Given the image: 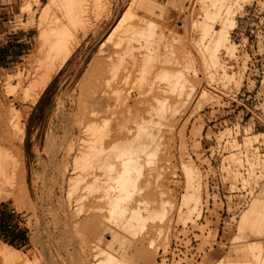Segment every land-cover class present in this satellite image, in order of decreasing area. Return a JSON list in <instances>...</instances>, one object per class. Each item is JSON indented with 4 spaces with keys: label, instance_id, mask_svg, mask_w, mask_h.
I'll return each instance as SVG.
<instances>
[{
    "label": "rangeland",
    "instance_id": "374dc122",
    "mask_svg": "<svg viewBox=\"0 0 264 264\" xmlns=\"http://www.w3.org/2000/svg\"><path fill=\"white\" fill-rule=\"evenodd\" d=\"M142 1L53 0L46 18L42 12L49 0H0V7H9L1 10L4 14H0L3 27L0 32V115L4 118L10 111L18 115L23 106L26 107L20 118L25 129L21 153L13 151L5 161L8 166L12 163V169L21 167L25 174L22 181L12 178L14 185L10 183L13 186L9 189L11 196L0 201V249L4 251L7 245L17 250L9 252L19 255L18 264H82L80 243L83 230L79 235L81 228L77 226L85 223L82 218L88 208L86 204L98 193H87L88 196L80 201L82 205L77 206V210H82L79 217L72 218L75 204L68 197L69 187L61 181L62 161L68 153L74 155V149L84 142L81 139L89 137L88 142H92L89 151H96L100 156L91 152L86 154L87 157L94 154L93 157L103 159V155L106 158L112 153L111 159L116 168L110 169L111 172L107 170L106 178L114 177L120 168V159L116 158L114 151L121 152L125 147L129 148L128 145L135 146L140 125H146L144 127L149 131L156 132L160 149L153 157L155 159H150L154 162L150 161L153 162L150 164L148 160L147 165V168H159L155 174L153 172V179L147 174L144 178L148 180L140 179L142 191L137 198L140 201L143 199L142 202L149 200L146 204L156 209L160 208L159 203L168 201L165 212L172 219H149L137 236L129 237L131 241L128 246L137 243L134 253L136 263L264 264V58L250 60L248 52L256 53L257 50L249 47L238 48L234 61L222 54V60L229 66L228 73L234 74L233 81L216 80L211 85L208 81L210 73H219L220 70L206 68L200 52L195 48L194 42L200 38V33L191 25L201 12L202 6L198 0H152L155 3L152 15L156 24L155 33L159 41L162 32L164 38L160 42L161 53L153 54L152 68V64L148 63L150 72L142 66L147 54L142 40H138L141 43L134 40L135 43L128 37L125 40L121 36H118L120 39L110 37L123 15L126 24L122 29L124 31L121 30L122 35L131 28L129 25L138 23V16L145 13ZM247 1L237 13V25H240L253 2L256 4L257 1L264 8V0ZM250 15L255 18L253 14ZM57 17L63 20L70 32L67 38L76 37L80 41L38 100L32 102V98L27 96L26 99V95L31 96L29 86H32V75L36 70L34 63L38 58L40 25L43 22L50 27ZM182 20L186 23L181 29ZM149 49L155 52L152 47ZM176 59L184 60L189 65L186 77L190 82L187 83L188 88L186 85L180 91L181 95H177L176 91L180 92L176 88L171 91V96L165 92L168 88L166 82L157 75L164 70L179 69ZM239 79L240 84L237 83ZM252 80L256 88L251 95L246 86L248 82L253 84ZM203 91L210 95L209 98L201 96ZM256 91H260V95L255 97ZM168 94L171 112L168 118H159L153 112L155 96L169 98ZM113 109L119 115H114ZM88 118L93 122L98 119L104 125L103 131L97 135L91 133V129L89 132L87 127L93 122ZM241 118L243 121L240 125L232 129L230 123L241 121ZM116 131L121 133L116 143L122 146L119 145L118 149L117 145L112 152H109L110 148L105 149L107 152L101 150L98 143L109 142ZM92 147L95 150H91ZM10 159L13 160L8 162ZM166 159L167 166L161 171V160ZM143 160L146 162V157ZM187 164H192L200 175L203 201L201 214H196L199 217L193 215L189 221L185 219L187 210L179 211L182 196L186 193L183 165ZM108 181L113 183L112 179ZM20 182V186L15 188ZM238 184H243V188L250 186L252 198L238 217L230 222L227 213H223V202L226 198L229 201L238 198L230 194ZM211 196L214 201L209 203ZM155 199H158V203ZM244 214L250 217L245 223L242 222ZM85 224L82 225L84 232L89 230ZM252 243L259 247V251L255 249L258 255L256 261L251 256L249 246ZM1 250L0 264H13L5 260Z\"/></svg>",
    "mask_w": 264,
    "mask_h": 264
},
{
    "label": "bare ground",
    "instance_id": "6f19581e",
    "mask_svg": "<svg viewBox=\"0 0 264 264\" xmlns=\"http://www.w3.org/2000/svg\"><path fill=\"white\" fill-rule=\"evenodd\" d=\"M245 1H247V0H198L200 5L202 6L201 12L198 15L199 18H197L196 20H193L192 25H191V28L199 31V33H200V38L194 42L195 46H196L195 48L200 52V55L202 57L201 59L203 60L202 62L205 63L204 66H206V68H209L211 70H216V71L220 70L221 71V72L219 71V73H212V74L210 73V76L208 77V81L211 85L215 84L216 80H224V79L230 80V79H232L230 81H233V78H234L233 75L234 74L230 75L228 73V67L229 66H227L228 65V64H226L227 62L222 60L221 55L223 54L225 57H227V59H230V60L235 59V57L237 55L236 54L237 46L231 39V33H232V29L236 28V26H237V23H238L237 13L239 10H241L243 8V3ZM52 3H53V0H49L48 5L43 8V12H42L43 17L47 18V16L49 15ZM153 3L154 2H152V0H143L141 2V4L143 5L144 12L145 13L150 12V13H148V14L144 13L142 16L139 15L140 17L138 16V23L135 26L128 24L129 26H131V28L127 29L126 34L124 32H123L124 33L123 35L121 34V32L124 31L122 29H123L124 25L126 24L125 19H123L125 15L122 16V18L118 22V25L113 29L112 33L110 34V37H111V35H112V37L121 36L124 38V40L126 39V37H128V39L132 40V41L142 40L144 42L143 45H145V48L147 49V54L144 56V59H143L144 63L142 64V66H144L145 69H149L148 63L152 64L151 61L153 58V54H156V53L159 54V51L161 49V46H160L161 43L160 42H162L161 40H162V37L164 36V33L161 31L162 33L160 35V41H159V37H158L157 33H155L156 24L152 20V17H153L152 15L155 12V8H154L155 3L154 4ZM140 7H141V5H140ZM28 9L30 10V8H28ZM28 9H27V11H29ZM64 15L65 14H63L62 16H64ZM241 15H242V13H241ZM180 23H181V25H180L181 29H182V27H185L184 25L186 22L184 23V21L182 20V21H180ZM183 31H186V29H183ZM69 33L70 32H69L68 28L65 27L63 20L61 18H58V17L54 21L53 25H51L50 27H46L43 24V22L40 25L38 58L36 59V61L34 63L36 70H34V75H32V77H33L32 86H29V87H31V89H29V90H31V94H30L31 96H29V94H27L26 99L28 96V98H30V97L32 98L31 99L32 102H34L35 100H38V98L40 97L42 92L46 89V87L48 86V84L50 83V81L52 80L54 75L61 69V67L65 64V62L69 59V57L73 53L75 47L77 46V44L79 43L80 40L77 39L76 37H72V36H71L72 39H68L67 37H69L68 36ZM110 37L108 36V38H110ZM108 38L106 40H108ZM116 41H118V40H116ZM114 42H115V40H114ZM119 42H120V40H119ZM119 42H116V43H119ZM135 43H137V42H135ZM139 43H141V42H139ZM102 44H105V43L103 42ZM117 46H119V45H117ZM148 47L149 48L152 47L155 50V52L152 49H149ZM100 48L103 49L101 46H100ZM116 48H120V47H116ZM101 49L99 50L100 53L102 52ZM167 50L168 49L166 47L165 51H167ZM160 53H161V51H160ZM185 53L186 52H184V56H185ZM154 57H155V55H154ZM167 58L169 59L171 57L167 56ZM164 59H165V57H164ZM184 59H185V57H184ZM170 61H172V60H170ZM173 62H174V60H173ZM175 62L177 65H179V69L172 70V71L170 69L164 70V71L160 70L161 72L158 75L156 74L157 78L166 82L168 88L166 87L167 89H166V91L165 90L164 91L166 93L169 92L171 96L173 95V94H171L172 90L179 88V92L180 91L182 92L184 90V87L187 85V83L190 82L186 77V74H187L186 71H188L186 69L189 68V67L187 68V66H189V65H186L185 64L186 61L180 60V59H176ZM153 65H154V63L150 67L152 68ZM106 68H108V67H106ZM145 69H144V71H145ZM191 70H192V68H191ZM148 71H150V69ZM145 73H147V70ZM197 73L199 74V72H197ZM24 79L25 78H23V80ZM237 83L240 84V79L238 80ZM29 85H31L30 81H29ZM187 88H188V85H187ZM193 88H196V87H193ZM206 91H203L201 94V96H203L204 98L210 96L207 93L208 91L207 92ZM29 92H27V93H29ZM181 92L178 93V91H176L177 95H181L182 94ZM102 95L104 96L103 93H102ZM190 95H191V93H190ZM190 95L188 97H190ZM97 96L95 95V97H97ZM168 96H169V94H168ZM192 96L193 95H191V97ZM100 97H102V96H100ZM159 97H161V96H158V97L155 96L156 103H155V107L153 106L154 107L153 112L159 118L160 117L165 118L168 116V113L170 114V112H171V111L169 112V110H170L169 101H171L170 96H169V98H159ZM179 97H181V96H179ZM171 99H173V98H171ZM94 100H95V98H94ZM97 101H95V106H96ZM173 101L174 100H172V102ZM29 102H31V101H29ZM100 105H101V102H100ZM93 110H94V108H93ZM114 110L115 109H113V111ZM25 111H26V107L23 106L22 112L18 115H15L16 113L14 114L11 111L8 113L6 112L7 114L5 115L4 118H2L0 115V117L2 118L0 120V201L6 200L9 196H11V193H10L11 191L9 189H11L13 187L10 184L13 182V181L11 182L12 178L16 177L18 179H21L20 181H22L23 180L22 177H24L23 174H25L22 171L21 167L17 166V168L12 169L13 167H10L12 165V163H9V166H8L5 162L7 158H10L9 156L12 155L11 153L13 151L21 153V149H22L21 144L24 141L25 129H24L23 124L20 121V118H22L21 116L24 114ZM96 113H95V115H96ZM113 114L117 116V115H119V112L114 111ZM155 114H154V116H155ZM94 116L92 115V117H94ZM154 116H152V117H154ZM89 118H91V117H89ZM89 118H88V120H89ZM167 120H169V119H167ZM89 121L93 122L92 119H90ZM98 121H99L98 119H97V121L94 120V122L91 125H89V127H87L88 125L86 126L87 130L89 131L91 129V131H92L91 133H93L94 135L99 134L104 129V125ZM86 124H87V122H86ZM144 126H146V125H143V126L140 125L141 128L139 127V131L137 132L138 134L135 138V139H137V144L135 146L132 145L130 147L129 145L127 146L125 144L129 148L126 149V147H125V149L124 150L122 149L121 152L114 151L115 152L114 155L116 156V158L120 159L119 160L120 168H119V170H117V174L114 177L106 178L107 170H110L113 167H115V163L111 159V158H113V154L111 153L109 155V157H106V158L103 155L102 156L103 159L101 157L99 159L97 156H96L97 158L93 157V155L96 153V151L95 152L89 151L90 150L89 147H90V145H92L91 144L92 142L91 143L88 142L89 137L85 138L83 140L81 139V142L82 141H84V142H82L78 148L74 149L75 150L74 155H72L71 153H68L66 157L62 156L65 158L62 161L63 164H62V167L60 170V175L62 178L61 181H63V183H66L67 186L69 187V188L67 187L68 193H69L68 197L71 199L70 202L73 203V205L75 204V210H74V212H72V214H73L72 218L79 217L82 210H79V209L77 210V206H79L80 204L82 205V203L80 201L82 199L84 200V198H86L88 196L87 193L95 192V191H97V193H98L97 196H94L90 200L91 201L90 203H88V204L84 203V205L86 204V208L88 207L87 209L85 208V206L83 207V209L85 208L86 210L84 209L85 213L83 212L84 217L82 218V221H84L86 223V224L85 223L84 224L89 227V230L87 229L88 231L84 232L85 229L82 228V225H84L83 223H81L82 225L77 226V227L81 228V230L78 229L79 235H80V232L83 230V232L81 234V236L83 235V240L80 243L81 250L83 252V256L80 255L83 257L82 258V264H139V263H136V260H135L136 257L134 258V253L136 252L135 247H136L137 243L134 242V243H132L131 246H128V244L131 241V239L129 237H135V235L138 233V231L145 228L146 221L149 219L152 220V218H154V220H155L156 217H158L161 221H163L165 219L167 220V218L172 219V217L170 216L171 218H169L168 214L165 212L166 206L169 205L168 201H165V200H164V202L162 201V203L158 204L160 208L156 209V207H152V206L146 204V203H148L149 200L146 202L145 201L146 199H144V202H142L143 199H142V201H140L137 198V195L140 194V192L142 191V188L139 185L140 179L144 178V176L146 174H147V177H149L150 179H153L152 178L153 172L155 174V171L158 170V168H159L158 166H157V168L156 167L155 168H152V167L147 168V165H149L150 161H153L150 159H152L154 156H156V153H158V150L160 149V139H159L158 135L155 134L156 132L154 133L152 129H151L152 131H149L150 129L149 128L147 129ZM149 127H150V125H149ZM119 131H121V129ZM119 131L115 132L114 136L111 137L112 139L109 142H106V141H108V140H106L107 139L106 138L105 142L104 141L102 143L100 142L101 144L98 143V145H100V147L102 148V149L101 148L100 149L106 151L110 148L109 150H111V151H109V152H112V150L116 149V146L118 145V143H116V141L119 140V138L121 137L120 134L122 133V131H121V133ZM89 132L87 133V135L89 134ZM151 132H153V133H151ZM104 134H106V133H104ZM104 134H102V135H104ZM82 135H84V134H82ZM102 135H101V138H102ZM127 135H129V134L127 133ZM98 142H99V140H98ZM134 142L136 143V140ZM73 143H75V142H73ZM73 143L71 145H74ZM130 143H128V144H130ZM131 144H133V141ZM119 145L117 147L118 149H119ZM236 145L234 144L233 146H236ZM95 146H97V145H95ZM120 146H122V145H120ZM98 147H97V149H98ZM93 148L95 150V147H92L91 150H93ZM9 149L11 151H9ZM104 151L103 152L100 151V152L103 154V153H105ZM164 151H166V150H164ZM91 152L94 154H92L90 158L87 157L88 155H86V154L91 153ZM97 154H98V156H100L99 153H96L95 155H97ZM21 156H22V154H21ZM11 157H13V156H11ZM145 157H146V162H145V160H143V159H145ZM153 159H155V158H153ZM167 159L163 160V161L161 160L160 170L162 169L164 171ZM12 160L10 159V160H8V162L12 161ZM148 160H149V163H148ZM18 161L20 162V160H18ZM17 163H16V165H17ZM152 163H150V164H152ZM13 164H14V162H13ZM183 167H184L185 177H186V181H187V186L185 189L186 193H184L182 196V201H181V204L179 206V211L187 210L185 219H186V221H189V219H191L193 215L199 217V215H196V214H201L202 209L200 206H201V204L203 205V201L201 199V196H202L201 195V192H202L201 187L202 186L200 183V179H201L200 175H199L198 171L195 169V167L192 164L191 165L190 164L183 165ZM160 170H159V172H160ZM110 172H111V170H110ZM108 179L109 180L112 179L113 183L111 181H110V183H108L109 182ZM144 179H147V178H144ZM13 180H16V179H13ZM14 183L16 184L15 181H14ZM17 183H18V181H17ZM20 184H21V182L19 183V185L17 184L18 186H16L15 188H18L20 186ZM9 185H10V187H9ZM163 187H165V185ZM23 188H24V186H23ZM19 190L21 192V189H19ZM145 190L146 189H144V191ZM158 195H159V193H158ZM13 196L15 197V195H12V197ZM145 198H147V197H145ZM157 198H158V196H157ZM82 202H84V201H82ZM156 203H158V201ZM156 203H155V205H156ZM143 204L144 205L146 204V205L144 206ZM141 205H142V207H141ZM72 209H74V208H72ZM81 215H83V214H81ZM240 219H242V218H240ZM248 219H250L248 214L247 215L244 214L242 222L245 223ZM76 222H78V221H76ZM169 222H171V221H169ZM169 222H167V224ZM247 224H248V222H247ZM74 227H76V226H74ZM106 237H109V238H106ZM253 243L250 244L249 247H250L251 253H252L251 256L253 257V259L256 258L255 259V261H256L258 255L256 256L255 253L257 251H259L257 249L259 247L257 246V244L255 245ZM1 251H2V255L4 256L6 261H8L9 263L18 264L19 255L18 254H11L9 252V251L18 252L17 250H15L13 247L6 245L5 250L4 251L1 250ZM79 258L80 257H78V259ZM263 262H264V260H263ZM263 262L260 261V263H263Z\"/></svg>",
    "mask_w": 264,
    "mask_h": 264
},
{
    "label": "built area",
    "instance_id": "2783aa9c",
    "mask_svg": "<svg viewBox=\"0 0 264 264\" xmlns=\"http://www.w3.org/2000/svg\"><path fill=\"white\" fill-rule=\"evenodd\" d=\"M255 2L256 4L253 2L248 7L246 15L243 17L240 25H237L236 28L232 29L231 39L238 46L237 49L241 47L247 49V47H249L257 50L256 53L250 51L248 52L250 60H261L264 58V8H262L257 1ZM250 14H253L252 16H255V18H251ZM252 82L254 85L248 82V85L246 86V90L251 95L254 93L256 88L255 81L252 80ZM257 95H260V91H256L255 97ZM242 121L243 118H241V121L236 120L231 122V128L235 129ZM251 191L252 189L250 186L247 185L243 188V184H238L237 189H233L230 193L235 194L234 196H238V198H232L230 201L227 198L225 199L226 201L223 202L224 204L222 210L223 213H227L230 222H232L234 218H237L240 212L248 206L252 198ZM209 194L211 195L212 193L209 192ZM211 200L214 201L212 196L209 198V203Z\"/></svg>",
    "mask_w": 264,
    "mask_h": 264
},
{
    "label": "crops",
    "instance_id": "0c3cea01",
    "mask_svg": "<svg viewBox=\"0 0 264 264\" xmlns=\"http://www.w3.org/2000/svg\"><path fill=\"white\" fill-rule=\"evenodd\" d=\"M9 7H0V14H4V13H1V10H3V9H8ZM1 20V19H0ZM3 30V27L1 26V24H0V32ZM206 206V205H205Z\"/></svg>",
    "mask_w": 264,
    "mask_h": 264
}]
</instances>
